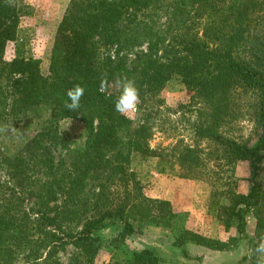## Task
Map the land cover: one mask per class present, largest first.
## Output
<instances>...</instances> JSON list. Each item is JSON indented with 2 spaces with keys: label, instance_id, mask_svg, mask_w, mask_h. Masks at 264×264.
Returning a JSON list of instances; mask_svg holds the SVG:
<instances>
[{
  "label": "trees",
  "instance_id": "trees-1",
  "mask_svg": "<svg viewBox=\"0 0 264 264\" xmlns=\"http://www.w3.org/2000/svg\"><path fill=\"white\" fill-rule=\"evenodd\" d=\"M21 14L16 0H0V264H62L60 253L75 248L71 264H96L105 245L121 249L144 227L171 226L177 213L165 199L147 197L134 155L175 158L184 178L204 172L197 150L179 142L160 153L151 148L161 93L175 75L209 106L206 127L227 163H247L252 186L231 204L216 207L231 232L229 243L193 231L178 236L209 249H234L249 239L239 264H256L264 237V0H70L60 22L47 74L42 62L23 54L6 60L17 41ZM134 80L140 92L137 117L115 111L101 79ZM80 84L81 109L64 108L66 91ZM51 113L29 138L19 140L29 117ZM256 120L253 143L224 134L246 115ZM75 119L84 129L78 143L60 127ZM214 206H216L214 204ZM255 218L249 237V220ZM116 227L113 236L106 229ZM108 264H162L150 247L124 252Z\"/></svg>",
  "mask_w": 264,
  "mask_h": 264
},
{
  "label": "rangeland",
  "instance_id": "rangeland-1",
  "mask_svg": "<svg viewBox=\"0 0 264 264\" xmlns=\"http://www.w3.org/2000/svg\"><path fill=\"white\" fill-rule=\"evenodd\" d=\"M69 2L70 0H16L21 14V26L18 40L11 42L7 47L6 60L10 61L20 54L33 56L41 60L42 72L47 74L57 29ZM118 95L119 90L114 87L106 93L110 100ZM192 97L193 92L184 84L181 76L175 75L161 93L164 104L154 120L155 134L151 140V148L160 153L183 142L195 148L202 157L204 172L197 178H184L175 158L170 156L171 153L165 154L167 158L163 164H160L161 157L144 158L134 155L131 168L137 173L143 193L155 199L169 198L173 202V210L177 217L171 226L144 227L127 239L119 250L105 245L96 264H108L112 258H124L126 255L124 252L131 254L144 247L153 248L164 260L162 264H205L199 257L203 254L201 250L192 249L189 255L183 246L176 245L179 241L178 236L189 230L202 231L201 228L202 235L206 232L207 237L210 234L218 235L220 238L214 239L222 243H226L223 239L227 234L232 236L231 232L226 231L223 221L217 217L216 207L228 206L235 194L249 192L252 186L250 167L244 162L227 163L219 146L213 140L203 138L199 134V128L206 127L210 108L206 104L194 102ZM128 115L136 118L137 111ZM51 117V113L47 112H44L41 118L29 117L25 124L26 131L22 132L19 140L22 142L29 138L33 130L42 125L41 123H49ZM70 120L67 129L68 120L61 122L62 132L72 140L82 143L85 135L82 125L75 119ZM229 125L224 128L226 136H233L247 143L256 140L257 125L254 117L247 114L246 117ZM258 180L264 192V172ZM116 230L114 226L108 227L105 231L107 237L109 235L112 237ZM247 235L249 237L254 235V228L250 225ZM243 239L248 240V242L245 240L247 245L250 244L248 238ZM74 252L75 248L72 246L62 251L60 253L62 264H71ZM22 263L23 261L19 264Z\"/></svg>",
  "mask_w": 264,
  "mask_h": 264
},
{
  "label": "clouds",
  "instance_id": "clouds-1",
  "mask_svg": "<svg viewBox=\"0 0 264 264\" xmlns=\"http://www.w3.org/2000/svg\"><path fill=\"white\" fill-rule=\"evenodd\" d=\"M113 87L119 90V95L117 96L114 105L115 111L122 115L135 113L140 102V92L135 81L127 76H122L110 83L105 74L101 79L99 90L102 93H107L109 89ZM84 93L85 89L80 84H76L72 88H69L66 91L67 101L65 102L64 108L73 112L80 110L81 100ZM70 123L71 120L68 119L66 129ZM16 131L17 129L13 126H0V133H15ZM254 254L256 256V264H264V237L261 238L260 242L255 247Z\"/></svg>",
  "mask_w": 264,
  "mask_h": 264
},
{
  "label": "crops",
  "instance_id": "crops-1",
  "mask_svg": "<svg viewBox=\"0 0 264 264\" xmlns=\"http://www.w3.org/2000/svg\"><path fill=\"white\" fill-rule=\"evenodd\" d=\"M165 200H168L171 203H173L169 198H165ZM254 223H255V218L253 216V218L251 217L249 220L250 227H254L255 225ZM189 229H193V227H189ZM201 229L202 231L196 230V232L203 234V228ZM204 234L207 235L208 232ZM208 237L213 239L220 238L218 235H212V234H210ZM223 240H225L226 243H229L231 237L227 234V236ZM245 240L246 239L242 238L239 244L234 249L226 250V251L213 250L192 243L185 244L183 248L186 250L187 253H189V255H191L192 249L201 250V253L203 254L199 255V257H201V259L205 264H239L240 262H242L243 258L250 253L249 245H247L248 240H246L247 242H245Z\"/></svg>",
  "mask_w": 264,
  "mask_h": 264
}]
</instances>
